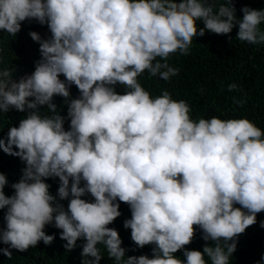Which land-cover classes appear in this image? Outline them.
<instances>
[{
    "label": "clouds",
    "instance_id": "clouds-1",
    "mask_svg": "<svg viewBox=\"0 0 264 264\" xmlns=\"http://www.w3.org/2000/svg\"><path fill=\"white\" fill-rule=\"evenodd\" d=\"M239 11L236 0H0V33L16 37L33 20L50 33L28 32L32 72L14 79L16 67H0V114H24L0 136V150L24 165L11 183L0 172V254L50 246L51 226L66 251L82 249L80 264H100L98 245L114 264H230L264 212V130L246 117L193 119L186 100L153 96L139 78L177 76L170 56L189 55L206 33L231 42L235 28L236 40L264 45V8ZM121 203L131 250L151 245L150 255H126L109 227ZM197 231L202 250L187 248Z\"/></svg>",
    "mask_w": 264,
    "mask_h": 264
},
{
    "label": "trees",
    "instance_id": "trees-1",
    "mask_svg": "<svg viewBox=\"0 0 264 264\" xmlns=\"http://www.w3.org/2000/svg\"><path fill=\"white\" fill-rule=\"evenodd\" d=\"M222 3L223 0H220ZM255 9L264 8V0H236L237 16H242L239 9L244 6ZM200 27H203L200 24ZM264 29V24L261 25ZM29 31H36L46 37L50 33L46 26H40L36 21H25L22 30L16 37L7 33H0V67L14 68V79L24 73L34 70L33 61L39 58L38 44L30 38ZM232 41L227 36H218L206 33L204 37L194 38L187 56L176 53L169 58V63L179 69V74L173 76L168 82L156 77L148 78L145 72L139 82L153 96L159 95L161 89H167L175 100H186L191 108L190 116L193 119L200 117L218 116L222 119L234 117H246L264 130V45H250L235 39L236 29L232 33ZM63 79V76H61ZM229 84H236L237 88L228 91ZM123 92V87L117 88ZM72 96L78 95L75 86L71 88ZM236 101H244L242 104ZM55 102L61 105L62 98L56 97ZM66 114V107L61 112ZM24 114L15 111L0 114V136L5 135L8 126L18 125ZM67 128V122L65 124ZM24 165L18 158L4 154L0 150V172L7 174L9 182L18 180L20 169ZM51 185L50 191L55 195L58 187V179L47 181ZM7 195H11L12 189L5 188ZM91 199L90 197H86ZM67 206V201H62ZM239 207V205H237ZM122 215L109 227L116 228L123 240V247L129 249L126 255L151 254V245L143 249H136L130 239V229L123 228V220L130 218L131 213L127 204L121 203ZM3 213L0 212V226H3ZM260 221H264V212L257 214V223L250 226L238 237L237 251L230 258V264H256L264 255V228L260 227ZM48 234L56 233L55 241L46 246L41 241L38 246L30 247L27 252L13 251L9 260L0 254V264H80V247L68 252L62 246L65 242L59 239V230L48 226ZM82 243L81 241L77 242ZM205 242L200 239V233L193 242L186 247L189 249L202 250ZM211 243V242H209ZM0 247L6 245L0 244ZM104 256L100 264H114L109 260L107 251L103 245H98ZM175 255L183 259L182 252ZM210 264V261H209Z\"/></svg>",
    "mask_w": 264,
    "mask_h": 264
}]
</instances>
